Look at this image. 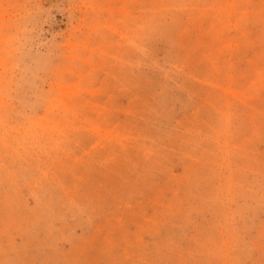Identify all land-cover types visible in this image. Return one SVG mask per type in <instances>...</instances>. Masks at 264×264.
I'll use <instances>...</instances> for the list:
<instances>
[{
	"label": "rangeland",
	"instance_id": "rangeland-1",
	"mask_svg": "<svg viewBox=\"0 0 264 264\" xmlns=\"http://www.w3.org/2000/svg\"><path fill=\"white\" fill-rule=\"evenodd\" d=\"M0 264H264V0H0Z\"/></svg>",
	"mask_w": 264,
	"mask_h": 264
}]
</instances>
